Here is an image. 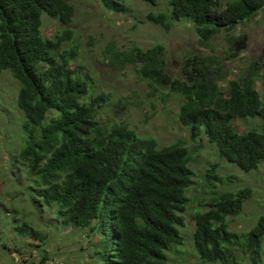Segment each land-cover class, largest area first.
Returning a JSON list of instances; mask_svg holds the SVG:
<instances>
[{"label":"trees","instance_id":"1","mask_svg":"<svg viewBox=\"0 0 264 264\" xmlns=\"http://www.w3.org/2000/svg\"><path fill=\"white\" fill-rule=\"evenodd\" d=\"M102 1L122 11L114 0ZM143 1L158 5V0ZM167 4L168 11H150L146 19L166 31L188 20L206 45L223 32V54L193 53L180 73L172 74L163 44L121 48L109 40L104 60L115 69L133 66L160 99L178 97L177 120L193 138L205 134L222 158L244 171L256 170L264 164V48L259 58L239 64L236 73L227 64L237 61L247 39L232 31L255 17L264 0ZM44 15L67 25L74 19V4L0 0V74L9 71L19 84L16 104L23 113L22 145L11 155L36 186L32 204L47 207L64 226L89 227L98 237L91 246L93 264H167L168 252L187 243L185 211L195 202L190 244L200 264H237L240 252L251 264H263L264 212L246 232L232 230L229 221L241 213L251 189L216 192L219 163H214L204 185H198L208 191L190 195L193 151L182 142L160 145L127 121L104 118L111 93L94 92L90 74L76 64L83 49L76 32L65 27L45 36ZM240 119L246 129L238 128ZM20 212L25 218L18 232L45 242L26 220L32 212Z\"/></svg>","mask_w":264,"mask_h":264},{"label":"rangeland","instance_id":"2","mask_svg":"<svg viewBox=\"0 0 264 264\" xmlns=\"http://www.w3.org/2000/svg\"><path fill=\"white\" fill-rule=\"evenodd\" d=\"M70 1L74 4L73 21L65 25L57 18L44 15L42 33L54 36L57 30L65 27H71L76 32L83 48L76 64L82 65L83 71L90 74L94 92H104L105 95L111 93L104 118L115 123L127 121L140 134L155 136L160 145L182 142L191 149L193 157L190 166L194 171L195 184L188 189L190 195L208 191L198 185H204V177L211 165L219 163L218 182L214 187L216 192L246 187L251 189L241 213L229 217L232 230L248 231L264 212V164H260L256 170L244 171L222 158L216 145L205 134L193 138L188 128L178 122V97L173 96L164 101L158 97L159 92L151 94L150 87L139 79L133 66L115 69L104 60L102 54L104 44L109 40H115L121 48L133 45L148 48L161 43L165 46L164 57L168 70L172 74H179L182 63L193 53L222 55L227 47L224 33H219L206 45L199 41L198 33L188 20L175 22L170 31L148 21L146 15L150 11L158 13L169 10L167 0H158V5L143 0H114L122 9L119 12L111 10L102 0ZM228 1L220 0L224 6ZM232 33L247 36L245 48L239 52L237 61L227 64L231 73H236L239 64H247L262 53L264 7ZM18 89L19 84L9 71L0 74V264H93L91 246L98 237L89 227L77 229L64 226L47 207L34 206L31 200L36 186L29 177L27 182L26 168L19 169L20 163L12 161L23 141L20 132L23 113L16 104ZM237 126L240 130L246 129L245 119L237 120ZM195 209L196 203L190 202L185 211L188 225L183 228L187 243L183 249L175 248L174 252H168L167 264L202 262L190 244ZM22 210L27 215L32 212L26 220L39 231L40 237L46 238L45 242L18 232L16 226L25 218L20 214ZM4 243L9 247L4 246ZM239 259L237 264H251L241 252Z\"/></svg>","mask_w":264,"mask_h":264}]
</instances>
